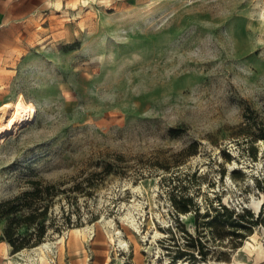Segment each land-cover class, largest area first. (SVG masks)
Masks as SVG:
<instances>
[{"label": "rangeland", "instance_id": "obj_1", "mask_svg": "<svg viewBox=\"0 0 264 264\" xmlns=\"http://www.w3.org/2000/svg\"><path fill=\"white\" fill-rule=\"evenodd\" d=\"M101 1L0 33V108L28 111L0 144V203L67 188L53 253L20 260L0 222L7 264H264V0Z\"/></svg>", "mask_w": 264, "mask_h": 264}, {"label": "trees", "instance_id": "obj_2", "mask_svg": "<svg viewBox=\"0 0 264 264\" xmlns=\"http://www.w3.org/2000/svg\"><path fill=\"white\" fill-rule=\"evenodd\" d=\"M177 131L176 129L171 130L173 134L178 133ZM262 137L264 138V135ZM66 191L67 188H61L58 183L37 179L29 180L26 189L0 203V222L5 223L1 240L10 244L13 253L43 243L48 234V228L57 220V212L54 209L57 201L61 200H58L59 193ZM62 210L64 220L57 227L59 232L64 227H70L72 223L70 214H67L65 207ZM234 215L239 218V221H232V224L244 228L249 227L241 224L242 221H245L244 214L233 210L230 212V216ZM249 223L260 224L259 220L254 219ZM233 233L237 237L244 238L242 234L235 231Z\"/></svg>", "mask_w": 264, "mask_h": 264}, {"label": "crops", "instance_id": "obj_3", "mask_svg": "<svg viewBox=\"0 0 264 264\" xmlns=\"http://www.w3.org/2000/svg\"><path fill=\"white\" fill-rule=\"evenodd\" d=\"M54 4L56 0H0V33L14 32L18 25L32 23ZM8 251L0 247V264H7Z\"/></svg>", "mask_w": 264, "mask_h": 264}, {"label": "bare ground", "instance_id": "obj_4", "mask_svg": "<svg viewBox=\"0 0 264 264\" xmlns=\"http://www.w3.org/2000/svg\"><path fill=\"white\" fill-rule=\"evenodd\" d=\"M101 2L108 3L109 0H102ZM27 116H28V111L23 106H20V105L15 106L11 103H7L0 108V144L2 143V138H5L6 134L9 131L13 132L17 130L18 129L17 127L22 124V121H24L27 118ZM128 220H131V224H132V217L128 218ZM115 235L118 238L117 246L123 247L125 250L129 251V244L120 238L121 232L116 231ZM26 250L28 249H24L23 251L17 254L18 256H20L18 257L20 258V260L22 259V256L24 254L23 252ZM42 251L46 253L54 252L53 247L49 243H43L42 245H40L33 251L29 250L28 252H35L36 256L40 257V253ZM37 260L38 258H35V257L30 259L31 262L32 261L37 262Z\"/></svg>", "mask_w": 264, "mask_h": 264}]
</instances>
